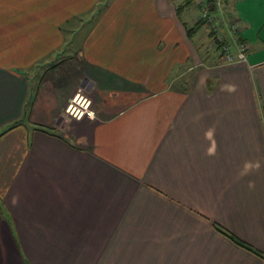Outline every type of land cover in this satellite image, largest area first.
I'll return each mask as SVG.
<instances>
[{
	"label": "crops",
	"instance_id": "obj_1",
	"mask_svg": "<svg viewBox=\"0 0 264 264\" xmlns=\"http://www.w3.org/2000/svg\"><path fill=\"white\" fill-rule=\"evenodd\" d=\"M186 1L0 0V264H264V0L216 3L191 35ZM68 49L92 118L31 77Z\"/></svg>",
	"mask_w": 264,
	"mask_h": 264
},
{
	"label": "rangeland",
	"instance_id": "obj_2",
	"mask_svg": "<svg viewBox=\"0 0 264 264\" xmlns=\"http://www.w3.org/2000/svg\"><path fill=\"white\" fill-rule=\"evenodd\" d=\"M215 1H216V3H220V5L223 3V0H215ZM226 4H228V3H226ZM187 8H190L192 11H195V9H197L193 3H191V5L188 6ZM90 18H91L90 13H86L83 16H81L79 22H77L76 26H78V27H75V34L71 38V46L72 47L75 46V43L77 42L78 37L82 34L84 29L86 28V25L88 24L87 21H91ZM197 18H199V17H197ZM200 31H202V28L198 32H200ZM216 35H217V33L214 35V37L216 39H218L219 42H221V40H220L221 38L219 39ZM227 39H228L229 43H228V45H225V44L221 45V48H220V51L222 52L221 54H223V48H222L223 46H227V49L229 51H232L234 49V44L231 41V37L227 36ZM213 43H214V41H213ZM203 47H205V46L203 45ZM204 50H205V48H204ZM211 51L212 50H209L207 53L211 54ZM71 55H72V51L70 49H68L66 51L64 50L63 55L60 53L54 57L55 59L53 61L48 60V66L45 69H43L44 67H42V68L39 67V68H36L34 71H32L31 77L33 78V80L35 79L34 82H35L36 87H39L41 89H46L47 90L46 92H48V82L46 81L47 75H48V79L51 78L52 81L58 82L59 87H58V89H55L57 91V92L55 91L57 99H58V97H60L64 93L63 91L66 90L67 88L73 87V91L71 94V96H72L73 93L76 91L77 87H81L82 89L86 90V92H87V94L91 100L90 101V107L93 109L94 115H95V101L93 99L94 88L91 87L90 90H89V88L87 89L86 86L88 84V81L83 80V77L80 76V74H79L80 71L78 70L79 67L77 65V62H78L77 58L75 56L73 57ZM222 61H223V58H222ZM56 66H58V67H56ZM51 67H53V69L56 68L55 69L56 73L52 72ZM51 74L56 75V76L50 77ZM62 80H64L65 82L60 85V81H62ZM41 97H42V99L40 97H39L40 99L37 98L39 100L38 103L41 104V102H42L43 105L47 104L48 103V97L44 93H42ZM43 97H47V99H43ZM69 98H68V100H69ZM68 100H67V102H68ZM66 103H65V105H66ZM96 103L98 104L99 107L103 106L101 93H98V102H96ZM97 104H96V106H97ZM63 114L65 117H67L66 114L64 113V111H63ZM38 116L40 118L41 115H38ZM26 124L30 125L31 123L26 122ZM2 214L6 217L5 213L2 212Z\"/></svg>",
	"mask_w": 264,
	"mask_h": 264
},
{
	"label": "built area",
	"instance_id": "obj_3",
	"mask_svg": "<svg viewBox=\"0 0 264 264\" xmlns=\"http://www.w3.org/2000/svg\"><path fill=\"white\" fill-rule=\"evenodd\" d=\"M201 0H196L197 4H200ZM199 17H204L206 23L209 27H215V21L213 19L212 14L209 13L206 6L200 4L199 8ZM231 29L233 30V24H231ZM219 39V35H216ZM223 61H234V60H242L244 59V45L239 43L237 45V52L235 54L230 53L227 49V46H223ZM90 98L86 92V90L81 87H77L76 91L69 98L68 102L63 108L64 113L67 117L71 118H80V117H94V111L90 107Z\"/></svg>",
	"mask_w": 264,
	"mask_h": 264
},
{
	"label": "trees",
	"instance_id": "obj_4",
	"mask_svg": "<svg viewBox=\"0 0 264 264\" xmlns=\"http://www.w3.org/2000/svg\"><path fill=\"white\" fill-rule=\"evenodd\" d=\"M188 1L189 0H187L186 2H188ZM200 4L206 6V8H207V10L209 11L210 14H213V12H215L216 9H217V5H216V1L215 0H201ZM200 4H197L196 3V5H197L198 8H200ZM204 23H206V20H205L204 17L197 18L190 26H186V34L187 35H191L196 29H198ZM211 30H213V29H211ZM211 33H214V32L212 31ZM213 41L217 44L218 47L220 46V48H221V45H223L214 36H213ZM239 42L243 44L242 41H239ZM31 101H32V99L29 98L28 101H27V103H26V105H25V107H24V112H27L28 111L29 106L31 104ZM15 123H16V121H13L12 123H10V125L6 126V128L9 127V126H11V125H13V124H15ZM215 228L218 231H220L222 234H225L226 236H228L229 238H231L237 244H239V245H241V246H243V247H245V248H247V249H249V250H251V251H253V252H255V253L258 254V252L254 248H252L249 244H247V243L243 242L242 240L236 238L235 236H233L232 234H230L228 231H226L222 227H220V226H218V225L215 224Z\"/></svg>",
	"mask_w": 264,
	"mask_h": 264
},
{
	"label": "clouds",
	"instance_id": "obj_5",
	"mask_svg": "<svg viewBox=\"0 0 264 264\" xmlns=\"http://www.w3.org/2000/svg\"><path fill=\"white\" fill-rule=\"evenodd\" d=\"M225 89L229 92L235 91V87L231 85H226ZM205 138L211 141V146L207 149V155L214 156L216 154V142L214 139V129H209L208 131H206ZM260 167L261 165L259 161H256L254 163L246 162L244 165V171L242 172V175L247 174L254 170H259Z\"/></svg>",
	"mask_w": 264,
	"mask_h": 264
},
{
	"label": "water",
	"instance_id": "obj_6",
	"mask_svg": "<svg viewBox=\"0 0 264 264\" xmlns=\"http://www.w3.org/2000/svg\"><path fill=\"white\" fill-rule=\"evenodd\" d=\"M88 88V87H87Z\"/></svg>",
	"mask_w": 264,
	"mask_h": 264
}]
</instances>
